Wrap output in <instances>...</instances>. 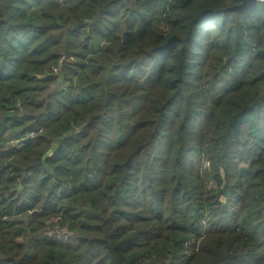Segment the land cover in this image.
<instances>
[{"label": "trees", "instance_id": "trees-1", "mask_svg": "<svg viewBox=\"0 0 264 264\" xmlns=\"http://www.w3.org/2000/svg\"><path fill=\"white\" fill-rule=\"evenodd\" d=\"M241 3L0 0V264H264Z\"/></svg>", "mask_w": 264, "mask_h": 264}, {"label": "water", "instance_id": "water-1", "mask_svg": "<svg viewBox=\"0 0 264 264\" xmlns=\"http://www.w3.org/2000/svg\"><path fill=\"white\" fill-rule=\"evenodd\" d=\"M260 0H242V3L239 4L238 6L234 7L233 9L237 10V9H243V10H248L251 9L253 7H255L257 5V3ZM84 22H80V24H83Z\"/></svg>", "mask_w": 264, "mask_h": 264}, {"label": "rangeland", "instance_id": "rangeland-1", "mask_svg": "<svg viewBox=\"0 0 264 264\" xmlns=\"http://www.w3.org/2000/svg\"><path fill=\"white\" fill-rule=\"evenodd\" d=\"M55 72V71H54ZM57 72V71H56ZM59 85L63 88L65 85H64V82H59ZM10 144H14L15 143V140H11L9 141Z\"/></svg>", "mask_w": 264, "mask_h": 264}]
</instances>
